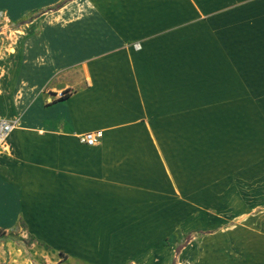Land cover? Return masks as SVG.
I'll use <instances>...</instances> for the list:
<instances>
[{
	"label": "crops",
	"instance_id": "obj_1",
	"mask_svg": "<svg viewBox=\"0 0 264 264\" xmlns=\"http://www.w3.org/2000/svg\"><path fill=\"white\" fill-rule=\"evenodd\" d=\"M0 119V264H264V0H0Z\"/></svg>",
	"mask_w": 264,
	"mask_h": 264
},
{
	"label": "rangeland",
	"instance_id": "obj_2",
	"mask_svg": "<svg viewBox=\"0 0 264 264\" xmlns=\"http://www.w3.org/2000/svg\"><path fill=\"white\" fill-rule=\"evenodd\" d=\"M196 238H201L200 235H195ZM185 241V240H184ZM247 242H255V236L254 235H247L246 236ZM0 242H13L14 244H17L21 248L24 249L23 253L25 254V257H33L35 256V253L33 254L31 252V248H33V244L35 241L29 237L22 227L21 224H19L15 229L11 230H4L0 229Z\"/></svg>",
	"mask_w": 264,
	"mask_h": 264
},
{
	"label": "built area",
	"instance_id": "obj_3",
	"mask_svg": "<svg viewBox=\"0 0 264 264\" xmlns=\"http://www.w3.org/2000/svg\"><path fill=\"white\" fill-rule=\"evenodd\" d=\"M65 94L62 93L61 97ZM17 123L13 120L0 119V150L3 148L8 136L15 129ZM103 137L101 130L91 131L80 136V142L88 146L97 145Z\"/></svg>",
	"mask_w": 264,
	"mask_h": 264
},
{
	"label": "trees",
	"instance_id": "obj_4",
	"mask_svg": "<svg viewBox=\"0 0 264 264\" xmlns=\"http://www.w3.org/2000/svg\"><path fill=\"white\" fill-rule=\"evenodd\" d=\"M64 94L65 95L63 97H61V99H65L68 96V92H65ZM188 240H189V238H188Z\"/></svg>",
	"mask_w": 264,
	"mask_h": 264
}]
</instances>
